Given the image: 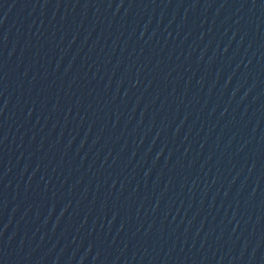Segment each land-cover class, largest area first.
I'll use <instances>...</instances> for the list:
<instances>
[{"label": "water", "instance_id": "95a60500", "mask_svg": "<svg viewBox=\"0 0 264 264\" xmlns=\"http://www.w3.org/2000/svg\"><path fill=\"white\" fill-rule=\"evenodd\" d=\"M0 264H264V0H0Z\"/></svg>", "mask_w": 264, "mask_h": 264}]
</instances>
